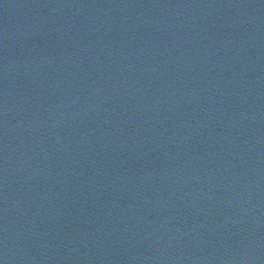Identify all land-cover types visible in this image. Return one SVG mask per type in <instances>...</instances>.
Listing matches in <instances>:
<instances>
[{
    "label": "water",
    "instance_id": "1",
    "mask_svg": "<svg viewBox=\"0 0 264 264\" xmlns=\"http://www.w3.org/2000/svg\"><path fill=\"white\" fill-rule=\"evenodd\" d=\"M0 264H264V0H0Z\"/></svg>",
    "mask_w": 264,
    "mask_h": 264
}]
</instances>
